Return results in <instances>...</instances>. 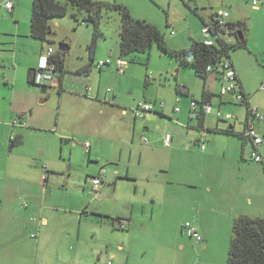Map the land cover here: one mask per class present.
Masks as SVG:
<instances>
[{
    "label": "rangeland",
    "instance_id": "rangeland-1",
    "mask_svg": "<svg viewBox=\"0 0 264 264\" xmlns=\"http://www.w3.org/2000/svg\"><path fill=\"white\" fill-rule=\"evenodd\" d=\"M94 1L102 3L100 35L93 38L94 25L87 11L70 4L64 16L50 18L53 32L46 46L55 51L61 44L67 46L62 77L46 70L47 91L38 96L31 92L33 105L26 113L27 123L0 126V264H226L237 217L227 213L226 194L232 187L257 191L254 177L245 180L243 176L256 171L264 175V170L262 163L250 159V141L243 148L238 134L213 129L233 124L235 132L241 133L245 105L223 94V100L231 97L232 101H223L221 112L236 118H218L219 93H214L212 111L199 128L197 112L189 110V105L193 99L199 107L203 88L216 90L211 80L214 73L206 79L196 76L157 41L148 52L121 56V17L107 5L123 4L132 16L155 24L167 46L177 50L188 47L192 38L201 39L202 16L209 11L225 9L232 18L242 19L246 45L231 48L229 57L247 88L250 104L263 117L251 123L262 136L259 149L264 155V88L260 89L264 82V1L260 10L252 9L249 0H240V6L239 0ZM4 2L0 0V29L28 31L32 0H12L15 19ZM226 39L237 42L234 35ZM118 57L128 62L124 74L116 72ZM106 59L110 64L100 70L98 61ZM87 65L90 69L82 70ZM21 69L19 66L17 71ZM177 81L185 84L189 93H178ZM98 83L102 94L111 91L107 101L95 98ZM88 84L90 95H85ZM154 99L164 102V115L154 110L133 118L130 109L138 101ZM1 107L7 120L19 118L20 113L10 114L6 106ZM174 107L180 111L174 112ZM145 126L149 130L145 131ZM65 130L78 132L72 164L68 161L69 144L60 138ZM165 130L171 134L178 131L175 139L183 146L175 155L157 142ZM201 133L205 134L203 151L194 142ZM12 134V139L19 138L21 143L12 145ZM84 140L93 148L91 156L101 153L100 161L88 158ZM119 148L122 153L117 159ZM98 165L107 169L102 194L92 189L87 177L97 172ZM199 172L209 179L211 192L205 191ZM256 210L252 213L260 214ZM121 214H132L126 229L112 224L113 217ZM43 216L48 219L46 224L40 222ZM186 222L195 227L201 241L183 229Z\"/></svg>",
    "mask_w": 264,
    "mask_h": 264
},
{
    "label": "trees",
    "instance_id": "trees-1",
    "mask_svg": "<svg viewBox=\"0 0 264 264\" xmlns=\"http://www.w3.org/2000/svg\"><path fill=\"white\" fill-rule=\"evenodd\" d=\"M68 4L87 11L89 20H91L94 25L93 38H97L101 33L98 29V12L102 3L94 0H32L29 20L30 36L42 42L49 43V36L53 32L49 24V19L64 16L67 13ZM110 6L114 7L121 17L119 30V53L121 56L128 55L132 52H148L152 43L157 41V44L162 50L176 56L182 64L188 65L196 76L205 79L208 73L220 71L219 65L217 64L219 61L222 59H229L231 61L229 57L231 48L245 47L246 45L244 23L243 21H238L237 23L232 22L228 24L229 27L233 29L229 36H236V43L227 41L226 37L218 35L214 29H210L212 38L210 44L205 43L204 40L192 38L188 47L178 50L172 49L167 46L163 34L155 24L145 19L132 16L130 10L123 4L114 3L112 5H107V7ZM213 17L212 15L208 22L203 21V25L208 23L212 24ZM239 33L240 36H242L241 38L239 37ZM64 51L65 50L59 49L49 57V61L54 65V71L58 73L59 76H61L64 71ZM209 65L213 66L212 69L206 70V67ZM236 85L237 91L243 98L241 102L237 103L245 105L246 109L243 131L241 133L235 132L232 124L225 129L216 126L213 130L225 134H238L242 139L243 148L248 141H250L253 148L252 140L245 134L247 126L254 120L250 115V107L252 105L248 101V95L243 92L237 75ZM176 91L180 94H187V91L182 89V87L177 86ZM207 94L206 91H203L199 108L210 98ZM204 116L205 114L202 110L197 111L199 128L204 126L202 124ZM11 143L18 144L20 140L13 139ZM259 146L257 150L260 153ZM262 166L264 170L263 163ZM226 264H264V217L240 215L233 220L232 236L229 243Z\"/></svg>",
    "mask_w": 264,
    "mask_h": 264
},
{
    "label": "crops",
    "instance_id": "crops-1",
    "mask_svg": "<svg viewBox=\"0 0 264 264\" xmlns=\"http://www.w3.org/2000/svg\"><path fill=\"white\" fill-rule=\"evenodd\" d=\"M198 1L199 0H195L193 2L196 3ZM263 1L264 0H262V3H263ZM236 3H238L237 6H240L239 3H241V1L239 0ZM195 7H197V5ZM15 9H16L15 4L13 2L12 11L11 12L8 11L12 15L13 19H15L14 18L15 13H16ZM252 9L260 10V6L257 8L252 7ZM218 10H225V9H217V10L209 11L208 15L207 16L205 15L206 17L204 15L202 16L203 21L208 22L211 19V16L213 14H215ZM225 11H227V10H225ZM236 17L239 18V15H236ZM227 21L230 23H232V22L237 23L238 21H242V19L232 18L228 12ZM2 31H5V30L0 29V36H1L0 37V68H2V70L0 72V76H1L0 77V126H12V127H15L17 125L24 126V124L27 123V122H25V117L27 115L26 113H27V111H29L31 109L30 107L33 105V99L31 97L32 96L31 92H34V94L38 96L40 92H46L47 91L48 86H47L46 80H49V77L46 74V69H41L40 66L43 64V58L42 57L44 56L46 48L48 46H46V42H42L36 38L31 37L29 30L25 32L24 28L22 30H19L18 27L15 29L14 28L8 29L5 31L7 33H4V32L2 33ZM3 35H5L7 37H5V39H3V37H2ZM227 36H229V35H226V38H227ZM195 39H197V38H195ZM202 39H203V34L201 32V39L200 40H202ZM66 49H67V46L64 47V50H66ZM231 62H232L233 67L236 71V75L239 78L243 92L248 95L247 88H246L245 84L243 83L241 76L239 75L237 66L233 63L232 60H231ZM19 66L22 67L21 72L17 71ZM101 68H99V69L101 70ZM89 69H90V67L87 65L82 70H89ZM47 73L49 74L50 71H48ZM210 73L211 74L214 73L213 76L211 77V80H212V84L214 86V89H216V90H205L203 88L202 93H203V91H206L208 93L207 95L210 96V98L208 99V102H210L211 105H212V101H213V96L215 95L214 93H219L218 94L219 97H218L217 109H220V107H221L220 104H222L223 101H232V99L230 97L229 99L223 100V98H222L223 94L220 95L221 94V86H222V82L220 79V75H221L220 71H212ZM210 73H208V75ZM51 75H58L59 76L58 73H55V74L52 73ZM208 75L206 76V78L208 77ZM61 77H62V75L60 76V78ZM38 86L40 88H37ZM177 86L182 87V89H184L185 91H187V93H189L188 87L185 84L179 83L177 81L176 85H175V89ZM109 92H111V91L106 90L102 94V92L100 90L99 83H98V85H96V89H95V98L100 99L102 101H107ZM112 95L114 97V95H116L115 92H112ZM233 100L235 101L234 97H233ZM41 101H43V99ZM248 101L250 103L249 96H248ZM152 102L155 103V107L152 111L155 110V111H158L160 114L164 115L165 114L164 102L162 100L157 101L155 99ZM161 102L163 103L162 106L159 105ZM2 104L4 107L6 106V108L9 111L8 113H10V114L20 113L19 118L18 119L13 118L12 120H7L8 118H5L4 116H2L3 115L2 114L3 111H1V109H2L1 105ZM15 108H17V109H15ZM132 109H130V112H131L133 118L135 119L137 117H135L133 115ZM189 110H191L190 107H189ZM173 111L179 112L180 108H179V111H175L173 108ZM148 112H150V111H148ZM121 113L126 115L127 110L125 108H122ZM245 114H246V111H245ZM205 117H206V114L202 120L203 125L205 123V119H206ZM196 118H197V115H196ZM235 118H236V116H234V119ZM197 120H198V118H197ZM198 122H199V120H198ZM184 123H185V126L190 125V123H186V122H184ZM173 124H176V123H173ZM177 124L181 125L180 122H178ZM198 125H199V123H198ZM233 127H234V125H233ZM134 128H135V125L133 126V129ZM144 130L145 131L149 130V127L145 126ZM174 130H176L175 127H174ZM174 130H172V134L169 132V130H165V133L163 135L161 134L162 135L161 139H160V137L156 138L157 142H162L163 147L167 148L166 150L171 155H175L174 152L179 151V148H180L179 146H183V144L181 142L179 144V141H176L177 139H175V138L177 136L178 131H174ZM167 134H170V136H171V142H170L169 146H165L163 143L164 137ZM203 134L204 133H201L200 136H198V137L195 136V138H194V142H196V143L198 142L199 146L203 141V137H205V134H204V136H203ZM76 135L78 136V132L66 131V130L63 131V134L60 135L61 142L69 144L68 161L71 164H72V162H71L72 147L75 148L78 145V141L75 138ZM155 136H157V135H155ZM15 139H19V138H15ZM174 140L176 141V143ZM12 141H13V139H11V142ZM85 141H88V140H84L83 142H85ZM83 142H81L80 144L82 145ZM20 143H21V140H20ZM71 144H72V146H71ZM12 145H15V144H12ZM82 147H83V145H82ZM205 149L206 148L201 149V150L203 151ZM62 150H63V146H62ZM92 150H93V148L90 145V149H89V151H87L88 158H91V157L96 158L97 157V160L100 161V158L98 156L101 157V153H97V154L94 153V156H91V154L93 153ZM116 151L118 153L117 159H120L122 149L119 148ZM259 151H260V149H259ZM129 154H131V152H129ZM111 160H113V158H111ZM108 163H113V162L110 161ZM240 165H242V164H240ZM70 167H71V165H70ZM44 169L47 170L49 168L44 167ZM95 170L97 172L93 173V175H91V176L101 174V176H102L101 184L96 191H97V193L100 192V194H102L104 191L105 180L107 178L106 177L107 169H105L104 166H102V165H98L97 167H95ZM114 173L116 175L120 174V172H117V169H114ZM244 174L245 175L243 177H245L244 178L245 180L248 178L249 175H252L250 177L251 178L254 177L255 181L259 184V188L257 191H254V188H252V187H250V189H245V190L244 189L238 190V189H236V187L230 188L231 192H228L226 194L227 200H229L228 204L230 206L228 208L229 210H227V213L232 214L233 216H240V215L256 216V215H258L256 217H264V175H262V173L260 171H258V172L256 171V172L251 173V174H250V172H245ZM126 175L128 176V174H126ZM197 175H198V178L201 181H203V185H204L203 187H204L205 191L211 192L210 184L208 182L209 179H207V177L204 176V173L199 172V173H197ZM47 177H48V175L46 176V178ZM87 177L89 178L90 176H87ZM1 178L2 177L0 174V181H1ZM43 178H44V176L42 175V180H43ZM189 183L194 184V182H189ZM24 195H25V193H24ZM254 209H258L256 211H258L260 214H253L252 210H254ZM102 213H105V212H102ZM117 217L129 218V222L127 223V225L125 226L124 229L128 228V226L131 223L132 214H129L128 216L121 214V215H117V216L113 217V219H112L113 226L115 225L114 219ZM40 222L42 224H46L48 222L47 217L43 216L41 218ZM76 238L78 239V235Z\"/></svg>",
    "mask_w": 264,
    "mask_h": 264
},
{
    "label": "built area",
    "instance_id": "built-area-1",
    "mask_svg": "<svg viewBox=\"0 0 264 264\" xmlns=\"http://www.w3.org/2000/svg\"><path fill=\"white\" fill-rule=\"evenodd\" d=\"M189 1H195V0H189ZM252 7H259L262 3V0H249ZM4 7L7 11L11 12L13 9V2L12 0H5ZM213 23L203 25L201 32L203 34V39L205 43L210 44L212 42V38L210 35V29H214L215 32L218 35H223V37H226V35H229L231 31H233L232 28L229 27V23L227 21L228 12L225 10H218L215 14H213ZM55 52V50L48 46L46 48L45 54L42 57L43 58V64L40 66L41 69H46L50 71L51 73H56L54 71V65L49 61V57ZM110 60H100L97 63L98 68L103 67L104 65L110 64ZM116 72L118 74H123L128 66V62L123 57H118L116 59ZM219 65V70L221 71L220 79L222 82L221 86V94H230L234 97L236 102L242 101V95L237 91V85H236V71L233 67V64L229 59H222L217 63ZM213 66L209 65L206 67V70H211ZM264 88V82L260 84V89ZM109 90V89H107ZM91 87L90 85H86L85 87V95H90ZM160 106L163 105L161 102L159 104ZM155 107V103L151 101H138L135 107L132 109L133 115L135 117H140V113L152 111ZM190 109L191 111H199L202 110L204 114H208L212 111L211 103L206 101L204 102L200 108L197 107L196 102L191 100L190 102ZM175 111H179V107H174ZM250 115L251 118L254 120H261L262 115L258 112V109L255 106L250 107ZM216 116L218 118H223L227 120L234 119V116L231 113H222L220 109L216 110ZM245 134L252 140L253 148L249 152V156L252 160L255 162H260L264 164V156L258 152L257 147L262 144V136L259 135L254 127V125L251 123L247 126ZM204 136V134H203ZM10 138H13V134L10 136ZM144 142H148V139L145 136L141 137ZM171 142V136L170 134L165 135L163 143L165 146H169ZM84 150L87 152L90 149V143L88 141H85L83 143ZM200 148L204 149L205 145L202 141L200 144ZM101 174H97L95 176H90V183L92 185V189L96 191L98 187L101 184ZM115 225L119 229H124L127 223L129 222V218L126 217H117L114 219ZM183 229L186 230L187 234L194 238L197 241H201L202 237L197 232V230L189 223L186 222L183 226Z\"/></svg>",
    "mask_w": 264,
    "mask_h": 264
},
{
    "label": "water",
    "instance_id": "water-1",
    "mask_svg": "<svg viewBox=\"0 0 264 264\" xmlns=\"http://www.w3.org/2000/svg\"><path fill=\"white\" fill-rule=\"evenodd\" d=\"M239 37H240V38L242 37V36H240V33H239ZM64 47H65V45H62V44H61V45L59 46V49H60V50H64Z\"/></svg>",
    "mask_w": 264,
    "mask_h": 264
}]
</instances>
